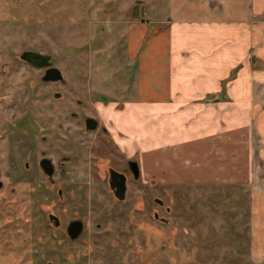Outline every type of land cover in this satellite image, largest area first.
<instances>
[{
  "label": "rangeland",
  "instance_id": "rangeland-1",
  "mask_svg": "<svg viewBox=\"0 0 264 264\" xmlns=\"http://www.w3.org/2000/svg\"><path fill=\"white\" fill-rule=\"evenodd\" d=\"M169 9V0H0V69L10 67L0 79V129L29 107L27 80L41 83L39 71H29L15 59L23 49L34 47L50 54L64 74L56 88L40 84L32 91L34 122L65 119L67 125L70 117L63 115L75 97L90 104L99 95L124 102L123 111L104 113L118 117L128 130L124 143L131 151L132 142L141 143L145 178L151 175L168 184L132 185L128 201L115 205L103 184L89 183L91 162L84 159L75 165L67 158L84 146V139L65 146L61 141L66 138L52 137L49 155L56 163L66 162L56 174L57 182L70 190L64 218L76 215L87 221L77 249L83 254L88 248L90 253L79 264H253L248 188L200 182V175L191 183L186 158L194 156L184 154L179 143H170L184 125L169 127V119L162 117L171 108L160 105L171 94L163 26ZM54 90L63 91L65 100L55 102L51 94L44 99L42 93ZM33 141L31 154L38 156L47 145L41 137ZM5 144L0 142V152ZM2 157L0 153L5 162ZM154 197L171 207L170 214L161 212L169 224L154 220Z\"/></svg>",
  "mask_w": 264,
  "mask_h": 264
},
{
  "label": "crops",
  "instance_id": "crops-1",
  "mask_svg": "<svg viewBox=\"0 0 264 264\" xmlns=\"http://www.w3.org/2000/svg\"><path fill=\"white\" fill-rule=\"evenodd\" d=\"M169 8L171 94L160 105L171 111L161 117L184 125L170 143L194 156L191 183L200 175L248 188L250 260L264 264V0H169Z\"/></svg>",
  "mask_w": 264,
  "mask_h": 264
},
{
  "label": "flooded vegetation",
  "instance_id": "flooded-vegetation-1",
  "mask_svg": "<svg viewBox=\"0 0 264 264\" xmlns=\"http://www.w3.org/2000/svg\"><path fill=\"white\" fill-rule=\"evenodd\" d=\"M28 52L42 56L37 60L38 65L23 57ZM46 57H49V60L45 59ZM15 59L29 71H39L41 83H35L31 78L27 80L26 102L29 107H24L22 115L16 117L14 123L0 129V142L6 143L1 146L3 151L0 152L5 160L0 161V264L85 263L90 249L84 248L83 254L79 253L77 244L87 232V221L76 215L64 218L67 212L64 206L70 190L66 185L57 182L56 174L59 165L66 162L56 163L49 155L48 150L54 145L52 137L61 135L66 138L61 141L65 146L84 139V146L69 152L67 158L75 165L77 161L83 163L84 159L91 162L89 183L95 181L103 184L104 191L115 205L128 201L132 185H142L146 182L150 186L168 184L156 180L151 175L148 179L145 178L141 143L132 142L131 151L124 143L125 139L130 137L128 130L118 117L104 113L105 109H111L112 112L123 111L124 102L109 100L106 96L99 95L97 100L90 97V104L87 99L75 97L68 107V113L63 115V118L70 117L67 125L65 119L64 122H51L49 119H44L41 123L34 122L33 109L30 106L32 91L40 84H52L53 88H56L63 83L64 74L53 65L50 54L34 47L23 49ZM9 71V66L4 70L0 69V79ZM50 94L55 102L64 101L66 98L63 91L42 93L47 100ZM60 130H68V133L62 134ZM35 137H41L47 145L46 150H42L38 156L31 154ZM87 138L88 140H85ZM72 194L76 197L75 193ZM140 196L142 198L143 194ZM140 200L139 203L142 202L143 205V199ZM152 203L158 208H152L154 220L169 224V220L161 215V212L170 214L171 207L159 197H154ZM56 206L63 208V212L57 211ZM63 245L69 247L65 249Z\"/></svg>",
  "mask_w": 264,
  "mask_h": 264
},
{
  "label": "water",
  "instance_id": "water-1",
  "mask_svg": "<svg viewBox=\"0 0 264 264\" xmlns=\"http://www.w3.org/2000/svg\"><path fill=\"white\" fill-rule=\"evenodd\" d=\"M23 57L25 59H27L28 61L33 62V64L38 65L39 63L37 62V60L39 59V57L41 58L42 56L39 54L33 53V52H28ZM45 59L49 60V57H46ZM45 64H49V63H45ZM52 71H54V70H52ZM54 79H58V77H54Z\"/></svg>",
  "mask_w": 264,
  "mask_h": 264
}]
</instances>
